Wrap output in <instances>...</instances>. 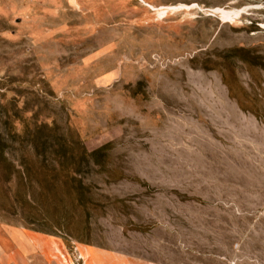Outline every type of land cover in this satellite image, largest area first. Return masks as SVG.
<instances>
[{
	"label": "rangeland",
	"instance_id": "obj_1",
	"mask_svg": "<svg viewBox=\"0 0 264 264\" xmlns=\"http://www.w3.org/2000/svg\"><path fill=\"white\" fill-rule=\"evenodd\" d=\"M0 264H264V0H0Z\"/></svg>",
	"mask_w": 264,
	"mask_h": 264
},
{
	"label": "bare ground",
	"instance_id": "obj_2",
	"mask_svg": "<svg viewBox=\"0 0 264 264\" xmlns=\"http://www.w3.org/2000/svg\"><path fill=\"white\" fill-rule=\"evenodd\" d=\"M218 12H220V14L222 15V17L224 19H233V18L237 17L239 14L237 12H233V11L226 10V9H218Z\"/></svg>",
	"mask_w": 264,
	"mask_h": 264
},
{
	"label": "crops",
	"instance_id": "obj_3",
	"mask_svg": "<svg viewBox=\"0 0 264 264\" xmlns=\"http://www.w3.org/2000/svg\"><path fill=\"white\" fill-rule=\"evenodd\" d=\"M30 242H31V240H30ZM32 243V242H31ZM33 244V243H32Z\"/></svg>",
	"mask_w": 264,
	"mask_h": 264
},
{
	"label": "built area",
	"instance_id": "obj_4",
	"mask_svg": "<svg viewBox=\"0 0 264 264\" xmlns=\"http://www.w3.org/2000/svg\"><path fill=\"white\" fill-rule=\"evenodd\" d=\"M82 258V257H81Z\"/></svg>",
	"mask_w": 264,
	"mask_h": 264
}]
</instances>
